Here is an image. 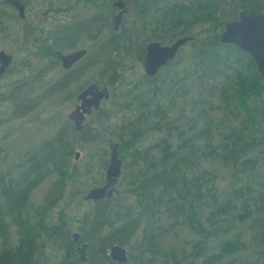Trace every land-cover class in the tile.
Instances as JSON below:
<instances>
[{
	"label": "trees",
	"instance_id": "16d2710c",
	"mask_svg": "<svg viewBox=\"0 0 264 264\" xmlns=\"http://www.w3.org/2000/svg\"><path fill=\"white\" fill-rule=\"evenodd\" d=\"M252 1L124 0L136 13L133 23L126 26L124 19L118 32H114L112 15L110 25L109 19L73 16L68 23L57 24V32L46 34L44 43L48 44L43 45L50 48L45 52L58 54L61 37L80 38L85 33L90 37V31L111 26V37L99 46L97 59L110 74L111 83L117 76L111 64L114 54L141 61L146 44L172 42L192 36L202 23L213 25L212 35L193 44L191 71L171 69L174 59L161 69L168 70L167 81L160 70L155 77L145 74L136 83L134 89L139 93L132 99L143 108L120 125L116 141L108 137L110 114L102 109L103 102L88 117L94 120L85 123L81 131L66 124L18 157L15 165L0 171V264H40L46 259L48 244L64 250L59 264H121L108 256L113 245L129 248L124 264H264V85L248 54L218 40V31L222 32L239 11L264 13L263 6ZM136 22H141L139 30ZM146 35L149 38L140 43ZM189 74L194 77L192 83L184 86ZM79 76L74 71L51 90L58 93ZM160 80L165 86H158ZM163 90L170 101L166 106L159 101ZM149 92L150 102L156 104L152 110L144 107ZM31 103L29 109L34 108ZM153 132L161 135L146 145L144 141ZM103 142L108 147L118 143L120 177L128 195L120 201L113 196L87 201L90 206L79 216V237L74 242L64 221L49 225L46 214L68 190L77 196L82 193L78 178L87 177L90 167L75 163L76 145L90 146L94 152L88 155L86 150L87 162L96 161L104 170L109 151L99 145ZM218 166L230 175L227 193L215 170ZM46 181L49 186L43 202L36 204L33 192ZM180 227L193 239L177 253L163 248L162 238ZM237 227L246 229L247 239L243 232H234ZM228 234L232 237L222 240ZM218 240L220 244L211 243ZM80 244L87 245L85 262L77 254ZM241 253L248 259L226 261Z\"/></svg>",
	"mask_w": 264,
	"mask_h": 264
},
{
	"label": "rangeland",
	"instance_id": "374dc122",
	"mask_svg": "<svg viewBox=\"0 0 264 264\" xmlns=\"http://www.w3.org/2000/svg\"><path fill=\"white\" fill-rule=\"evenodd\" d=\"M80 1L24 0L27 15L25 20L19 19L17 13H14L11 7L0 6V15H2V17L0 16V50L13 56V61L7 72L0 78V171L4 172L15 165L18 157L35 148L43 140L52 137L62 126L69 124L73 127V124L67 120L66 116L78 104L75 100L76 95L92 82H99L101 86L107 87L110 91V98L104 102L102 109L110 114L108 137L113 139V142L117 139L120 125L132 120L136 111L143 108L140 107L141 103H136L132 99L139 93L134 89L136 83L143 80L142 78L145 75L143 60H134L131 57L114 54L111 57V64L117 76L111 78V83L108 71L104 70L102 64H97L99 57L98 48L111 37V26L109 29L104 26L100 31L97 29L90 31V37L87 33L80 38L74 35L61 37L57 43V48L62 51L58 54L53 50L49 54L45 52L50 48V46L43 45L48 44L44 43L46 34L57 32V27L55 26L68 23L73 16H78L80 20L91 19L93 16L105 20L109 19L108 25H110V17L116 12L114 9L109 12V9L112 8L110 0H97L94 3V0ZM255 3H259L264 8V0L252 1V4ZM135 13L133 8L132 10L129 9V13L125 17L126 26H130L133 23ZM135 24L136 30H139L141 22H136ZM97 32L100 35L94 38ZM218 32H221V30ZM212 33L213 25L211 23H202L195 27L191 34L196 40L186 44L179 50L173 63L174 66L171 69L191 71L190 56H192L195 46L193 44H200L197 41L212 35ZM147 38H149V35L144 38L141 37L139 42L143 44V41H146ZM172 42L167 41L161 44L170 45ZM71 46L73 47L70 48ZM43 47L45 48L44 51H42ZM80 49H85L86 55L72 68L63 69L60 57ZM101 57L105 58L106 53L101 54ZM114 61L118 64H115ZM74 71L81 75L76 81H70V83L68 81L58 93L51 90L54 89V85L57 82L68 78ZM165 72L167 74L168 70H161L160 76L163 77L164 81H167ZM191 74H189L190 79L188 82L184 80V86L192 83L191 81L194 77ZM162 83L166 82L160 80L158 86H165ZM147 96V104L144 107H150V110H152L156 106L155 100L154 103L150 102V92ZM14 97L18 101H15ZM29 98L34 103L33 109H29L32 105V101ZM159 101L164 104L163 106L170 103L169 96L164 90L160 93ZM177 102L178 100L175 101V103ZM175 116L176 113L173 112L171 117L174 118ZM91 120H94V118H87L85 123ZM160 135V133L153 132L144 143L149 145ZM99 145L109 151L107 143L103 142ZM86 150L88 155L94 152L90 146H81V144H77L74 151L79 152V157L75 163L81 165L87 163L90 167L87 177L81 176L78 178L77 186L82 187L81 195L92 187L101 186L105 183L106 168L104 170L99 169L96 161L87 162L89 156L86 157ZM74 166L79 167L78 164ZM215 170L218 171L220 184L223 189H227V193L229 191L227 186L231 181L229 173L219 166ZM48 186L49 182L46 181L34 190L31 198L36 204L43 202ZM115 189L116 193L113 197L116 201H120L121 198L128 195L122 177L118 180ZM81 195H74L73 191L68 190L62 201L46 214L49 225L58 224L60 219L64 221L69 230L70 239L74 233L78 232L76 228L79 225L80 214L90 206L89 202L81 199ZM60 215H62V218H60ZM234 232H243V239H247L249 236L245 228L237 227ZM232 234L226 235L222 240L231 238ZM189 239H193V237L188 234L185 228L180 227L175 232L172 231L168 235L166 234L162 238L161 244L166 250L171 248L177 253ZM134 240H136V237ZM211 243L217 245L220 244V240ZM57 247L48 244L45 250L46 259L40 264H59L62 262L65 252L64 250H58ZM125 247L128 249L127 256H129L130 250L127 246ZM189 248L188 246L186 247V249ZM74 252L77 253L76 247ZM233 257L236 260L248 259V256L244 257L241 253L229 256L226 261H230Z\"/></svg>",
	"mask_w": 264,
	"mask_h": 264
},
{
	"label": "water",
	"instance_id": "95a60500",
	"mask_svg": "<svg viewBox=\"0 0 264 264\" xmlns=\"http://www.w3.org/2000/svg\"><path fill=\"white\" fill-rule=\"evenodd\" d=\"M20 14L23 13V6L17 0H8ZM223 2V0H221ZM228 10H231L229 4H225ZM118 13L112 17L114 32H118L123 15L126 12L122 0L114 3ZM193 40L192 36H181L174 40L170 45H162L159 42H150L146 45V54L143 61V69L148 77H154L170 61L174 60L184 45ZM220 44L233 45L242 52H245L253 60L257 72L262 78L264 85V14L239 11L232 22L225 24L224 30L220 34ZM86 54L84 49L76 50L60 57L61 66L68 70L79 59ZM12 56L0 51V77L5 73L11 64ZM110 93L107 87L100 86L98 82L88 84L75 100L77 105L67 114V120L73 124L75 132L84 128V123L92 113L97 112L103 102L108 101ZM109 160L105 171V183L101 186L93 187L85 194L81 195L83 201L98 202L105 198H111L115 193V186L122 171V162L119 158L118 144H111L109 147ZM79 153H75V161ZM74 242L78 241V234L73 235ZM85 246L81 247V255L84 254ZM128 249L124 246L113 245L108 250V256L112 261L124 264L128 261ZM84 262V259L81 258Z\"/></svg>",
	"mask_w": 264,
	"mask_h": 264
},
{
	"label": "flooded vegetation",
	"instance_id": "af4514ba",
	"mask_svg": "<svg viewBox=\"0 0 264 264\" xmlns=\"http://www.w3.org/2000/svg\"><path fill=\"white\" fill-rule=\"evenodd\" d=\"M220 2H221V0H220ZM1 4H0V6H5L6 5V7L7 8H10L11 7V10L14 12V13H17V16H18V18L19 19H21V20H25L26 19V17H27V15H26V12H25V9L23 10V13L22 14H20L19 12H18V10L14 7V6H12L11 5V3H9L8 2V0H1V2H0ZM113 3L111 4V6H112V9H114L116 12L113 14V15H115V14H117L118 13V10H117V8H115V7H113ZM129 9H128V6L126 5V12H125V14L123 15V18H122V21L125 19V17L128 15V13H129V11H128ZM231 11V10H230ZM237 14V13H236ZM236 14H234V16H233V19L231 20V21H229V22H232L233 20H234V18H235V15ZM247 14H249V13H247ZM257 14H264V13H257ZM112 15V16H113ZM121 21V22H122ZM226 24V23H225ZM120 27V26H119ZM224 27H225V25H224ZM224 30V29H223ZM222 30V31H223ZM222 32H220V34H221ZM220 34H219V36H220ZM193 41V40H192ZM188 44V43H187ZM147 45V44H146ZM185 46V45H184ZM183 46V47H184ZM145 48H146V46H145ZM181 49V48H180ZM82 50V49H81ZM85 50V49H84ZM0 51H3V50H0ZM76 51V50H75ZM86 51V50H85ZM73 52V51H72ZM4 53H6L5 51H4ZM70 53V52H69ZM87 53V52H86ZM7 55H10V56H12L11 54H8V53H6ZM145 54H146V49H145ZM65 55V54H64ZM86 55V54H85ZM84 55V56H85ZM84 56H82V58L84 57ZM81 58V59H82ZM81 59H79L76 63H78ZM12 61H13V56H12ZM12 61H11V63H12ZM144 61V60H143ZM75 63V64H76ZM11 65V64H10ZM9 65V66H10ZM9 66H8V68H9ZM8 68L6 69V71H5V73L7 72V70H8ZM71 68V67H70ZM69 68V69H70ZM4 73V74H5ZM4 74L2 75V76H4ZM1 76V77H2ZM0 77V78H1ZM99 83V82H98ZM100 85V84H99ZM101 86V85H100ZM80 247V248H79ZM84 251V250H83ZM77 252H78V255H79V257H80V259L81 258H83L84 259V262H85V251H84V254H82L81 255V244L80 245H78V248H77Z\"/></svg>",
	"mask_w": 264,
	"mask_h": 264
},
{
	"label": "bare ground",
	"instance_id": "6f19581e",
	"mask_svg": "<svg viewBox=\"0 0 264 264\" xmlns=\"http://www.w3.org/2000/svg\"><path fill=\"white\" fill-rule=\"evenodd\" d=\"M17 1L19 2L20 5L23 6L24 9H26V8H25V5H24L20 0H17ZM122 1H123V3H124L125 9H126V4H125L124 0H122ZM8 2H9V1H8ZM9 3H10V2H9ZM11 5H12V4H11ZM12 6H13V5H12ZM113 16H114V15H113ZM113 16H112V17H113ZM112 23H113V22H112ZM189 36H190V35H189ZM192 37H193V36H192ZM193 39H194V37H193ZM73 66H75V64H74ZM73 66H72V67H73ZM72 67H71V68H72ZM158 73H159V72H158ZM158 73H157V74H158ZM157 74H156V75H157ZM154 77H155V76H154ZM150 78H151V77H150ZM80 92H81V91H80ZM109 93H110V91H109ZM84 124H85V123H84ZM117 144H118V143H117ZM77 153H79V152H77ZM74 234H78V232H77V233H74ZM74 234H73V235H74ZM78 237H79V236H78ZM73 239H74V238H73ZM83 246H85L84 249H83V250L85 251L87 245H83ZM83 246H81V247H83ZM118 246H119V245H118ZM124 247H125V246H124ZM79 248H80V247H79Z\"/></svg>",
	"mask_w": 264,
	"mask_h": 264
}]
</instances>
